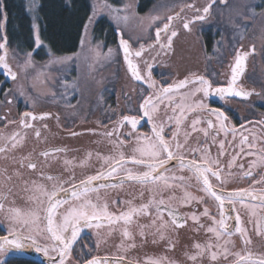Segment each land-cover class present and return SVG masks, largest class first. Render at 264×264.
Segmentation results:
<instances>
[{"label":"snow or ice","instance_id":"1","mask_svg":"<svg viewBox=\"0 0 264 264\" xmlns=\"http://www.w3.org/2000/svg\"><path fill=\"white\" fill-rule=\"evenodd\" d=\"M221 5L225 6L228 11H235L236 17L241 21L251 20L253 24L257 17L264 20V5H260L261 11H256V5L251 0H233V4L229 3V0H219ZM217 4V0H209L202 9H196L201 13L191 20L183 23V28L187 31H191V24L196 21H204L210 14L213 5ZM187 7H194V5H186ZM125 8L132 7L130 4L124 5ZM41 8L39 0H29V4L26 11L31 14L33 23L31 25L33 31V48L39 49L43 44L41 40L39 25L35 23L38 18V12ZM103 10H107V14L117 24L118 32V49L123 50L124 59L127 62V68L131 74V78L137 82H141L142 85L147 86V91L141 96V103L139 104L136 114L122 115L117 127L111 131L103 133V135L110 139L113 146L117 149L115 155L104 157L105 163L110 165L107 171H99L95 175H88L82 178L79 183L76 182L75 176L70 173L67 179L61 176L44 175L41 173V178L45 181H50L51 187L43 183H37L35 180L31 181L32 187L29 188L28 181H25V190L39 195L29 196L28 199L32 201L33 206L25 209L19 207L5 208L4 201L7 199L5 191L11 192V189L5 188L9 182L12 181L13 175L8 174V169L5 168L0 171V215H3L4 219L8 221L10 225L8 234L0 236V257L5 256L10 250H16L23 254L25 250L33 249L37 253H41L47 258V264H68L69 259L72 257L73 246L76 244L80 233L84 228L96 227L100 228L99 223L93 224V221H99L101 217L108 219L109 221L123 220L125 224H131L134 215L149 216L151 219L150 225H146L141 228L140 236L146 238V228L154 229L153 243H156V237L159 240H165L167 237L165 233L169 228V222L165 221L164 213L167 212L170 217V224L173 228L184 227L189 217L180 215L178 210L174 208L171 203L166 204L163 199V193L165 191L174 192L176 188L184 189L183 196L179 198V202L184 205H190L192 202L197 204L204 203L207 205L208 200L204 196H194L187 189L190 187L188 180L183 175H169L172 167H176L179 170H187L195 178L200 185L199 191H202L207 197L216 204L218 209V215L210 213L209 208L205 206L202 216L209 217L212 221V225L207 228V232L212 233L217 243L207 242L204 244L195 243L193 247L196 249L195 254L187 255V259L196 262L198 259L202 260L205 255H209L211 261H217L218 257L222 254L225 260L229 256L235 258V264H264V257L253 259V254L248 251V245L252 243L251 237L248 235V230L243 226V221L239 213H236L234 219L235 224L229 225L228 221L233 217L225 212V205L230 206V211H235L236 204H245L246 198L258 201V205H245L252 209V215L255 216V208H264V190L259 194L255 191H250L247 188H238L232 191H227L226 185L231 183L235 178V173H224V170L219 166L218 159H212L209 156V150L207 147L191 149L188 148L189 133L185 131L183 133V141L178 139L180 132V126L187 118L186 114L196 113L198 110H205L211 113L219 123V129L224 131L227 135L229 129L226 122L229 120L225 111L220 108H211L206 102L213 96H218L223 99L225 96L233 98L247 99L252 95L251 92L245 91L242 87L238 86V80L243 75L246 60L251 53L255 52V45L251 46V50L237 52L235 55V63L231 68V80L227 87H214L213 82L210 79H206L204 76H197L195 73L191 74V77H185L178 84H158L152 76V65L145 61L144 73H141L139 66L133 63L130 58L133 53L130 51L129 41L124 38V33L119 30L121 23L126 24L129 20L127 15H121L122 9L107 3V0H97V3L90 6V15L87 17L86 23L83 25V34L81 37V47L83 48L85 41L91 43L89 39L90 26L98 22V14H102ZM219 11V9H218ZM178 15V14H177ZM160 17H153V20H159ZM175 19L174 16H167L162 27L155 28L154 45H159L161 51L167 55V51L171 50L173 44V38L178 35V32L173 30L166 37V42H161V33H168L171 22ZM9 21L8 6L5 0H0V69H3L5 74L12 81H17L18 75L11 64L9 63V37L5 27ZM230 23L232 18L230 17ZM240 27V25H235ZM245 28L249 25H244ZM241 39L243 37L241 36ZM99 43L96 47H99ZM144 45L140 46V50L136 51L134 55L140 57L144 51ZM113 50L108 49V55H112ZM159 54V53H157ZM33 51H27L23 53V58L20 60L19 67L22 71L27 72L29 69H35L36 64L33 59ZM79 53L72 56L57 55L54 51L49 49L48 56L49 61L45 67L51 65H64L70 60L79 58ZM13 60L18 59V54H13ZM86 59V58H85ZM59 88L62 91L52 92V101L62 102L63 107L66 109L75 110L80 100L76 99V104L72 102L73 98L77 97V93L80 91V86L73 82L69 83L67 79H63L58 82ZM197 85L187 94L182 95L181 101L176 103L172 107L171 103L165 105V107H172L174 115L169 116L168 120L174 122L175 129L171 130L170 137H166L165 128L160 124L153 123L150 134L142 133L138 131V126L142 120L152 122L159 119L158 105L165 100L171 102L177 90L187 88L188 85ZM198 99H192L197 97ZM10 92L5 91V103L11 104L12 100L9 99ZM20 95L23 96L24 92L21 90ZM103 97L101 96L100 99ZM191 100L189 103L188 101ZM34 103V102H33ZM179 109L178 115L175 114ZM51 113H43L39 117L33 112H24L20 116V125L23 129L33 128V124L30 121L45 120L51 118ZM5 120V123H15V121H7L6 117H0ZM59 120V116H56ZM201 123L199 118H193L190 122V127L193 132L197 131V126ZM264 123V121H262ZM208 128H212L213 124L211 120L207 121ZM125 126H129V130L123 135L126 137L127 143H131V155L128 156L121 149L124 147L125 140H111L113 136L120 134V130ZM47 128V125H44ZM207 136V129H199ZM233 135H235L234 128L232 129ZM76 135V133H73ZM35 137L40 138L41 133L39 130H35ZM24 136L21 132H12L9 134L0 133V156L7 158L10 153L18 147H22V140ZM247 141V137L241 139V144ZM223 148V143L220 145ZM66 151L65 149H52L50 151H43L39 155L41 157H49L51 153ZM193 155L194 158L187 159L185 153ZM199 153L200 155H197ZM249 155H254L249 153ZM91 154H88V158ZM24 159H28V163H23ZM13 163H19L20 167H27L30 170L35 171L38 167L37 163L31 159L25 157L20 161H16L13 156ZM65 165L70 162L65 160ZM131 164L133 167H125ZM260 165L262 168V174L259 179L252 180V183H264V150L258 160L251 162V167ZM83 166V164L81 165ZM251 167L248 171L243 173L244 177L252 178L253 173ZM143 169L142 171H134L133 169ZM215 169V170H214ZM121 171L126 173V177L118 179L116 184H108L110 178L117 175ZM16 176H20L21 173L17 170L14 172ZM215 181V184L213 183ZM100 182V183H95ZM126 182H133L146 188L150 193V199L147 202H143L136 206H130L127 211L121 213L120 216H113L108 212V205L105 203L102 207L93 203L89 197V193H98L100 189L116 188L122 186ZM67 185V186H65ZM218 185V187H217ZM143 197V192L140 193ZM160 199H157V196ZM99 200V196L96 197ZM170 200H176L177 197L170 196ZM116 203H123L117 201ZM154 209L155 217H152L150 210ZM192 221L198 226L200 225V217L192 212L190 215ZM239 234L241 240V250L235 251V242L231 239L232 236ZM258 235H264V216L260 217L259 226L257 228ZM123 235L132 238L131 232L127 229L124 230ZM169 246L174 249L175 245L171 242ZM231 246V247H230ZM131 247H135L132 244ZM218 249L219 251L212 250ZM86 254H78L76 264H101V260L98 257L82 258ZM124 258L122 257L121 260ZM0 264H5L3 259H0ZM116 264H120L117 261ZM130 264H140V262H130ZM144 264H177L176 261L170 260L168 257H155L148 258Z\"/></svg>","mask_w":264,"mask_h":264},{"label":"flooded vegetation","instance_id":"2","mask_svg":"<svg viewBox=\"0 0 264 264\" xmlns=\"http://www.w3.org/2000/svg\"><path fill=\"white\" fill-rule=\"evenodd\" d=\"M196 9L201 8L197 6L187 7L184 5L171 14L175 19L171 22L168 33H161V42H166L167 35L173 30L177 31L178 35L173 38L172 49L165 50L167 51V55L160 50L159 45L150 47V45H154L155 28L158 26L155 28L153 27L151 30L152 36L150 40H147V43L139 42L136 45H132L131 43L135 50L133 51L132 58L137 62L142 74L145 70V61H147V63L152 65V76L158 84L175 85L185 79V77H191V74L195 73L197 76H204L206 79H210L213 82L214 87L228 86L231 80V68L234 66L233 59L238 49H240L238 52H243L240 46L229 59V63L226 64L224 68H221L220 71H214L211 73L209 69L204 71L199 70L197 72H192L191 74L184 73L181 75H175L167 78L165 81L162 76H159L158 69L173 61L176 50L175 41L179 38V35L181 33L189 32L183 28V23L201 14L199 12L197 13ZM163 22H165V20ZM163 22L159 27H162ZM200 34L202 36L205 51H211L217 32L207 28L200 30ZM141 45H144L145 50L143 51L142 56L136 57L134 53L140 50ZM121 60L124 66L122 55ZM160 60L164 61L156 63ZM247 60L244 73L237 83L239 87H242L245 91L251 92L252 95L247 99L233 98L230 96H225L221 99L218 96H213L206 101L209 107L220 108L228 115L229 120L226 124L229 131L227 135L224 131L219 129V123L211 113L205 110H198L196 113L186 114L187 118L180 126V135L178 139L183 141V133L187 131L190 134L188 148L197 149L207 147L209 150V156L212 159H218L219 166L224 170L225 174L228 172L236 174L233 181L226 185L225 190L232 191L238 188H247L250 191H255L259 194L264 190V183H252V180L260 178L262 168L259 164L256 167H251V162L253 160H258L262 150H264V123H262V121H264V98L262 97L261 90L251 86L247 80ZM127 74L136 86L141 87L144 92L147 91L146 85H142L141 82L132 79L128 72ZM1 82L2 87L0 88V94L3 95V93L10 88L9 84L12 81H8L5 75L0 74V84ZM196 86L197 85L190 84L187 88L177 90L171 102L165 100L158 105L159 119L152 122L142 120L138 126V131L150 134L152 124L156 123L164 126L166 137H170L171 130L175 129L174 122L168 120L169 116L174 115L172 107L181 101L182 95L187 94ZM257 96L260 98L256 101L253 97ZM109 97L110 105L115 107L114 109L116 110L114 112V117L104 124L95 123L89 119H80L75 125L65 127L61 125V114L55 108H22L18 104L14 109L16 111H12V108H10L12 103L0 107V117H6L7 121H15V123L6 124L5 120L0 119V133L9 134L12 132H21L24 136L22 147H18V149L14 150L13 153H10L6 159L0 156V171L7 168L8 174L13 175L12 181L5 185L6 189H11L10 193L5 191V195L7 196V199L4 201L5 208L15 206L25 209L32 207L33 203L28 197L32 195L38 196L39 194L26 191L24 182H29V188L32 187L31 181L33 180L38 184L43 183L50 188L52 182L43 180L41 178V173L44 175L50 174L53 176H61L64 179H67L71 173L75 176L76 182L79 183L82 178L88 175H95L99 171L108 170L110 165L105 163L104 157L115 155L117 149L113 146L110 139L105 137L103 133L111 131L117 127L122 115L136 114L139 104L141 103L140 97L134 108H132V110H127L119 99V95H112ZM198 98L199 94L192 99ZM188 102L190 103L191 100ZM169 103H171L172 107H165V105ZM26 111L33 112L38 117L43 113H51L52 116L45 120L37 119L36 121H30V123L33 124V128L23 129L20 125V116ZM178 113L179 109L176 110L175 114L178 115ZM57 115L59 116V120L56 119ZM193 118H199L201 120V123L197 126L198 130L195 132H193L190 127V122ZM208 120L212 121V128H208ZM45 124L47 125V128L44 127ZM201 128L207 129V136L199 131ZM233 128L235 130V135H233ZM35 130H39L41 133L39 139L35 137ZM128 130L129 126H125L120 130V134L113 136L111 140L126 141V137L123 133H126ZM73 133H76V135H73ZM243 137H247V141L241 144V139ZM221 142L223 143V148L220 147ZM132 146L131 143H127L126 141L121 150L130 156ZM58 148L65 149L66 151L51 153L47 158L39 155L43 151L51 152L52 149ZM89 153L91 154L90 158H88ZM249 153H253L254 155H249ZM185 155L187 159L194 158L193 155L187 152ZM197 155L200 154L197 153ZM13 156H15L16 161H20L27 157L36 162L38 167L35 171L28 169L26 166L20 167L19 163H13ZM65 160L70 163L65 165ZM23 163L26 165L28 159H24ZM82 164L83 166H81ZM125 167L133 166L128 164ZM250 167L253 173L252 178L244 177L243 173L248 171ZM17 170L21 173L20 176L14 174ZM133 170L142 171L143 169L134 168ZM168 174L176 176L183 175L186 178H190L188 180L190 187L187 190L194 196H204L205 199L208 200L207 205L204 203L197 204L195 202H192L190 205H184L179 202V198L183 196L184 189L178 187L174 192L170 193L165 191L163 193V199L166 204L171 203V205L178 210L180 215L189 217L184 227L173 228L170 224V217H168L167 212H165L164 219L169 222V228L165 233L167 238L165 240H159L158 237H156L157 242L153 243L154 229L150 227L145 229L146 238L141 237L139 234L142 227L150 225L151 219L149 216L134 215L131 224H125L123 220L109 221L108 219L101 217L99 221H93V224L99 223L101 225L100 228L91 227L82 229L80 237L73 246L72 257L69 259L68 264H76L77 255L75 252L77 253L76 250L79 251L80 249H83L81 246L83 244L85 245L88 240L92 242V250L90 254L85 257L88 259L96 256H109L120 259L123 257V261L140 262V264H144L148 258L166 256L170 260L176 261L177 264H235V258L233 256H229L228 259L225 260L222 254L218 257L217 261H211L209 255H205L202 260L198 259L196 262L187 259L186 254L191 255L196 253V249L193 247L195 243H217L213 234L207 232V228L212 225L211 219L202 216L201 214L203 213L205 206L209 208L210 213L213 215H218V209L210 197H207L202 191L198 190L200 185L187 170H179L176 167H172ZM121 177H126V173L121 171L106 181V183L116 184ZM213 183L215 184V181H213ZM141 192H143V197L140 195ZM88 195L92 199V202L98 204V206L102 207L106 203L108 205V212L113 216H120L121 213L127 211L130 206L139 207L141 203L147 202L151 198L150 193L146 188L133 182H126L122 186L116 188L109 187L106 189H100L98 193H89ZM97 196H99V200L96 199ZM170 196H175L177 199L170 200ZM160 198L161 197L158 195L157 199ZM117 201L123 203H116ZM258 203V201L246 198L244 205L239 203L235 205L234 212L229 210L230 206L227 204L225 205V212L233 217V219L228 221L230 226L235 224L234 217L236 213H239L241 216L243 226L248 230V235L251 237L252 243L248 245L247 250L252 252L253 259L264 257V235L257 234L260 217L264 216V208L256 207V214L253 216L252 209L245 205H258ZM150 211L154 218V209ZM192 212H195L200 217L199 223L200 225H203V227L198 226L191 220L190 215ZM9 227L10 225L8 224V221L4 219L3 215H0V236L7 235ZM125 229L131 232V239L123 235ZM231 239L235 242L236 247L234 250L240 251L242 245L239 234L232 236ZM170 242L175 245L174 249L169 246ZM132 244H135V247H131ZM212 250L219 251L218 249ZM11 256L18 255H7L5 260L9 259Z\"/></svg>","mask_w":264,"mask_h":264},{"label":"rangeland","instance_id":"3","mask_svg":"<svg viewBox=\"0 0 264 264\" xmlns=\"http://www.w3.org/2000/svg\"><path fill=\"white\" fill-rule=\"evenodd\" d=\"M26 1L28 5L29 0ZM91 1L93 4L97 3V0ZM100 2L103 3V0ZM136 2L137 0H107V3L122 9L121 15L129 17L126 24L119 25V30L132 45L139 42L147 43V40L151 39L153 27L159 26L167 16L182 6L192 4L202 9L209 0H159L149 12L143 15L137 13ZM251 2L257 7L264 4V0H251ZM229 3L233 4V0H229ZM127 4L132 7L125 8L124 5ZM257 7L256 11L260 12L262 9L258 10ZM156 16L160 19L154 21L153 17ZM102 18L117 29L116 22L107 14V10L98 14L97 20ZM244 25L249 27L245 28ZM93 27L92 25L89 28L91 43L86 40L83 48L80 45L77 52L68 55L79 53V58L70 60L64 65L45 67L49 57L40 62L33 58L36 64L35 69L24 72L19 67L23 55L20 53L18 59L13 60L12 56L15 52L9 51V63L18 75L17 81H12L9 84L10 88L7 89L10 92L8 98L12 99V105L9 106L12 111H16L14 109L18 104L22 108H55L61 114V125L67 127L75 125L80 119H89L99 124L111 120L116 110L110 105L109 96L112 95H119V99L127 110L134 108L144 90L136 86L128 76L122 64L118 45L106 43L104 39H96L93 36ZM190 28L192 29L190 32L181 33L175 41L176 50L173 61L158 69L159 76H162L164 81L175 75L191 74L199 70L209 69L211 73L220 71L229 63V59L239 46L243 51H249L251 46L255 45V52L247 60L246 77L251 86L261 90L264 98V20L257 17L254 24L251 20L241 21L236 17L235 11L226 10L225 6L217 0V4L213 5L207 18L204 21L195 22ZM207 28L217 32L211 51L208 52L205 51L200 34V30ZM98 43L100 46L96 47ZM109 48L113 50L111 56L108 55ZM63 79H67L70 84L75 82L80 86L77 97L72 99L74 104L77 98L80 100L75 110L64 108L62 102L52 101V92L56 91L59 95V91H62L58 82ZM21 90L24 92L23 96L20 95ZM101 96L102 99H100ZM259 98V96L253 97L256 101ZM5 105L7 106V103L3 93V95L0 94V107ZM91 244L89 240L86 241V244L81 246L83 249L76 250L75 254L77 256L86 254L82 256L85 258L92 250Z\"/></svg>","mask_w":264,"mask_h":264},{"label":"trees","instance_id":"4","mask_svg":"<svg viewBox=\"0 0 264 264\" xmlns=\"http://www.w3.org/2000/svg\"><path fill=\"white\" fill-rule=\"evenodd\" d=\"M159 0H137L136 11L143 15L154 7ZM8 6L9 21L5 27L9 37V51L22 54L33 51L36 61H44L51 49L57 55H70L78 51L81 45L83 25L90 15L91 0H39L41 8L35 22L43 44L39 49L33 48L32 17L26 11V0H5ZM264 5V4H261ZM261 10L260 5L257 7ZM93 36L104 39L106 43L117 44L115 27L104 18L93 25ZM5 264H39L19 256H11Z\"/></svg>","mask_w":264,"mask_h":264},{"label":"water","instance_id":"5","mask_svg":"<svg viewBox=\"0 0 264 264\" xmlns=\"http://www.w3.org/2000/svg\"><path fill=\"white\" fill-rule=\"evenodd\" d=\"M191 5H192V4H191ZM120 31H121V30H120ZM116 33H117V43H118V32H117V29H116ZM125 39H126V38H125ZM129 45H130V51L133 53V51H135V50L133 49V47H132V45H131L130 42H129ZM239 50H240V49H238V51H239ZM250 50H251V48H250ZM250 50H249V52H250ZM238 51H237V52H238ZM242 51H243V50H242ZM120 52H121V55H122V59H123V62H124V66H125L127 72L129 73V75L131 76V74H130L128 68H127V62H126L125 59H124L123 50L120 49ZM251 54H252V53H251ZM251 54H250V55H251ZM250 55H249V56H250ZM249 56H248V58H249ZM130 58L133 60V63H136V64H137V62L132 58V56H131ZM248 58H247V59H248ZM163 61H164V60H160L159 62H156V63H161V62H163ZM233 63H235V57H234V59H233ZM233 65H234V64H233ZM13 71H15V70L13 69ZM15 72H16V71H15ZM16 73H17V72H16ZM0 74L5 75L8 81H12L10 78H8V76L5 74V72H4L3 69H0ZM95 183H99V182H95ZM7 255H18L19 257L32 259V260L38 262L39 264H47V258L44 257L41 253H37V252H35L33 249L25 250V251L23 252V254H21L20 252H18V251H16V250H10L9 253H8ZM7 255L2 256V259L5 260V257H6ZM96 257L100 258V260H101V264H116L117 261H120V264H130V262H128V261H123V260H121L120 258H117V257H109V256H107V257H106V256H96Z\"/></svg>","mask_w":264,"mask_h":264}]
</instances>
